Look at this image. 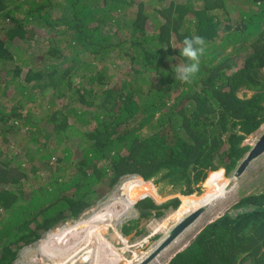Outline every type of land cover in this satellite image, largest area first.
<instances>
[{
  "label": "trees",
  "instance_id": "16d2710c",
  "mask_svg": "<svg viewBox=\"0 0 264 264\" xmlns=\"http://www.w3.org/2000/svg\"><path fill=\"white\" fill-rule=\"evenodd\" d=\"M197 35L200 70L178 80ZM263 101L264 0H0V264L126 177L185 195L209 171L224 180ZM235 197L166 264H264V189ZM178 203L135 208L146 219Z\"/></svg>",
  "mask_w": 264,
  "mask_h": 264
},
{
  "label": "rangeland",
  "instance_id": "374dc122",
  "mask_svg": "<svg viewBox=\"0 0 264 264\" xmlns=\"http://www.w3.org/2000/svg\"><path fill=\"white\" fill-rule=\"evenodd\" d=\"M151 5L154 6L153 4ZM232 13L235 14L234 12ZM229 21L232 23L234 20L229 19ZM43 34L45 35V32ZM178 63L179 62H176L175 65H177ZM242 92H244V89L239 91L240 96L242 95ZM249 94H250L249 92H246V97L249 96ZM45 104H46L45 101H41L33 106L29 105V107L30 108L35 107L36 110L39 112L44 109ZM40 105L43 106L40 109L37 108V106ZM25 110L26 108L24 109V111ZM263 128H264V123L260 125V127L255 132H253L245 141H243V143L245 145L246 144L250 145L254 143V141L256 140L259 133L263 130ZM8 144L9 146L13 145V140L9 139ZM249 164L250 165L248 166L246 171L242 172L243 174L239 178H234V172H230L227 175L221 173L222 178L228 179L227 183L225 184V187H223V189H221L216 194V196L211 199V202L209 203L206 202L203 206L196 209L199 210L201 208L199 217L201 215H205V216H203L199 220V222L197 223L198 225L197 224L195 225L196 228L190 229L189 231H187L188 233H182V235L179 238L180 240L183 241L181 242L182 244L187 243L193 237V235L196 234V231L199 229V227H201L203 224L215 219L217 216H220L226 210H228L229 212L234 211L232 209L229 210V207L235 200L234 198H236L235 196H232L233 192L242 190L244 193L249 194L252 192L255 193V191L259 192L264 189V153L253 159ZM39 170L40 171L38 174L40 177H42L40 178L41 180L39 181L41 183L43 180H45L43 179L45 172L42 171V168H40ZM216 171H209L205 180L201 184L200 183L198 184L200 186L199 189L196 192L191 193L189 195H199L201 193H202L201 195H203L208 193L212 189L211 185L209 184V179L213 175L211 172L214 173ZM136 191L139 192L135 197L134 194ZM151 191H153V193L159 198L155 199L152 196ZM143 194L146 195L145 197H148V195L151 196V199L157 205L167 202L168 200H171L173 198H177L179 200V203L177 207L169 206L165 208L163 210V213L159 216L152 215L146 219L140 218L139 213L135 208V203L136 201H138L136 200L138 196H141ZM180 195H183L185 197L189 196L182 194L181 192H179L177 188H173L172 185L166 183L165 181L155 183L154 180L142 181V179L136 175L126 177L116 185L114 190H112L109 194H106L103 200L97 201L96 204H93L90 208L83 211L77 219L69 220L58 224L57 226L44 232L37 241L29 244L28 246L22 247L17 253L14 264H53L54 263L53 261L49 260L44 254L40 252L42 248L41 241L43 239H46L48 235L56 232L57 230H60L62 227L66 228L67 225L72 226L78 221L92 218L94 215H96L95 213L98 212L100 208H102L103 206L106 207V205H108V201L110 199H111L110 201H112L113 197L132 198L131 201L134 203L132 205L131 210H129L128 214L126 210L125 211L123 210V214L120 217L121 223L120 221L116 222V230H117L116 233L114 232V229L109 227L108 230L105 232L104 237L106 241L111 242L112 246L116 249L118 253H120L123 256V258H126L124 261L120 262L119 264H130L128 260L130 261L133 260V252L135 251L138 254L147 253L143 257L140 256L139 259L136 258V260L140 261L141 263V260L146 259L148 257L147 250L152 248L156 242H158L161 238H163L165 236V233L168 232V230H170L172 227L177 225L190 213L195 211L193 210L190 213H187L180 220L174 217L176 211L179 209L182 203ZM155 229H158V231L156 232ZM138 230H140L141 232H138ZM114 236L116 238H114ZM123 239L124 240L126 239V245L124 244ZM175 245L176 244L171 246L172 249L168 250L167 252H164L162 256L168 255L176 247L179 246V245L176 246ZM155 258H154L155 261L153 263H151L154 260L152 259V261L150 262L151 264H165L167 260L166 258L164 260H158V262H156L157 256ZM72 264H87V263L86 262L80 263V261L78 262L77 260L75 263ZM134 264H139V263L137 262Z\"/></svg>",
  "mask_w": 264,
  "mask_h": 264
},
{
  "label": "bare ground",
  "instance_id": "6f19581e",
  "mask_svg": "<svg viewBox=\"0 0 264 264\" xmlns=\"http://www.w3.org/2000/svg\"><path fill=\"white\" fill-rule=\"evenodd\" d=\"M223 179L224 180H221L220 174H218V181H221L222 183L220 182V184H215L208 193L202 196L192 195L189 198L184 199L179 209L176 211L174 217L180 220L187 213H190L191 211L203 206L206 202H211V199L215 197L216 194L221 189H223V187H225L228 179ZM138 192L139 191L135 192V197L137 196ZM142 196L146 195L143 194L138 196V198ZM153 197L156 198L155 196ZM131 199L132 198L127 197H113V200L110 201V199L108 201V205H106V207L103 206L100 208L98 212L95 213L96 215H94L92 218L78 221L72 226L67 225L66 228L62 227L63 229L61 228L60 230L48 235L46 239L41 241L42 248L40 252L44 254L49 260L53 261V264H72L77 260L78 262L80 261V263L86 262L87 264H119L126 258H123V256L116 251L111 242L106 241L104 234L109 227L114 229V232L116 233V222L121 220L120 217L123 214V210H126L128 214L129 210L132 208L134 202H132ZM203 216L205 215L198 217V219L195 220L184 233H188L187 231L190 229L196 228L195 225ZM114 238L116 237L114 236ZM123 241L126 245V239H123ZM170 247L166 248L164 251H168ZM147 251H151V248ZM146 254L147 253L138 254L135 251L133 252V260L128 261L130 264L137 262L141 264L140 261L136 260V258L139 259L140 256L143 257ZM159 258L160 256L157 257L156 262H158ZM155 259L153 261L150 260L148 263H153Z\"/></svg>",
  "mask_w": 264,
  "mask_h": 264
},
{
  "label": "clouds",
  "instance_id": "9594fccd",
  "mask_svg": "<svg viewBox=\"0 0 264 264\" xmlns=\"http://www.w3.org/2000/svg\"><path fill=\"white\" fill-rule=\"evenodd\" d=\"M182 44H183V47L182 49L180 50V56L184 58L185 62L183 64H177L175 66V76H176V79L178 80H181V81H184V82H189L191 81V79L199 72L200 70V57L204 54V51H205V40L203 37L201 36H192L191 38H188V37H185L182 41ZM263 106H264V101H263ZM264 123V122H263ZM262 123V124H263ZM261 124V125H262ZM264 131V128L263 130L259 133V135L257 136L256 140L254 141V143L252 144H246V145H249L250 148L249 150L247 151V153L244 155V157L239 161L238 165L236 166V168L230 172H234L236 171V169L238 168V166L240 165V163L243 161V159H245L246 155L249 153V151L251 150L252 147H254L255 143L259 140L261 134L263 133ZM250 136V135H249ZM247 136L246 139L249 137ZM245 139V140H246ZM244 140V141H245ZM248 141V140H247ZM264 153V150L259 153L258 155H256L253 159H255L256 157L260 156L261 154ZM252 159V160H253ZM250 160L249 163L252 161ZM247 164L244 171H246V169L248 168V166L250 164ZM219 170H222V173L223 174H229V173H225L223 169H219ZM243 173H241L240 175L238 176H235L234 175V178H239ZM236 192H233L232 196H236ZM149 198H151V196L148 195ZM142 198H145V196H143ZM140 198V199H142ZM138 199V200H140ZM137 202V201H136ZM191 214V213H190ZM189 214V215H190ZM199 217V215L197 216V218ZM218 217V216H217ZM194 219L179 235H177L175 238H173L169 243H167L165 246H163L161 249H159V247L162 245V243L167 239V237L169 236L170 234V231L175 227H172L168 232L165 233V236L163 238H161L158 242H156L153 247L151 248V251L148 252V257L150 255H152V253H154L150 258H146V259H143L141 260V263L142 264H146L154 259L156 256H161L159 258V260H164L167 258L166 260V263L167 261L172 257V255L174 253H176L179 249H181L186 243L182 244L181 242H183L182 240H180V236L182 235V233H184V231L187 230V228H189V226L195 221L197 220ZM214 220V219H213ZM212 221V220H211ZM209 221V222H211ZM207 222V223H209ZM205 223V224H207ZM205 224H203L201 227H199V229L196 231V234L197 232L200 230V228H202ZM160 228V227H159ZM158 231V229L156 230V232ZM195 235V234H194ZM193 235V237H194ZM178 240V241H177ZM191 240V239H190ZM189 240V241H190ZM176 242V243H175ZM174 244L176 245H179L178 247H176L172 252H170L168 255L166 256H162L164 252H167V251H164L166 248L170 247V246H173ZM159 249V250H158ZM172 247L169 249L171 250ZM165 263V264H166Z\"/></svg>",
  "mask_w": 264,
  "mask_h": 264
},
{
  "label": "water",
  "instance_id": "95a60500",
  "mask_svg": "<svg viewBox=\"0 0 264 264\" xmlns=\"http://www.w3.org/2000/svg\"><path fill=\"white\" fill-rule=\"evenodd\" d=\"M264 150V131L261 134L259 140L255 143L254 147L251 148L249 153L246 155L245 159L240 163L238 168L236 169L234 175L238 176L240 175L246 165L249 163L250 160H252L256 155L261 153ZM200 210L193 211L190 215L186 216L182 221H180L175 227L170 231L169 236L167 239L162 243V245L159 247L161 249L163 246H165L167 243H169L173 238H175L177 235H179L194 219L197 218V216L200 214ZM158 249V250H159ZM154 253H152L153 255ZM152 255H150L148 258H150Z\"/></svg>",
  "mask_w": 264,
  "mask_h": 264
}]
</instances>
